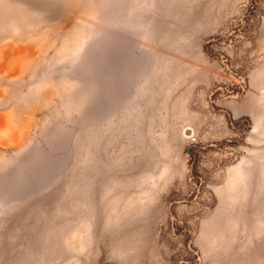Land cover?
<instances>
[{
  "label": "rangeland",
  "instance_id": "374dc122",
  "mask_svg": "<svg viewBox=\"0 0 264 264\" xmlns=\"http://www.w3.org/2000/svg\"><path fill=\"white\" fill-rule=\"evenodd\" d=\"M0 264H264V0H0Z\"/></svg>",
  "mask_w": 264,
  "mask_h": 264
}]
</instances>
